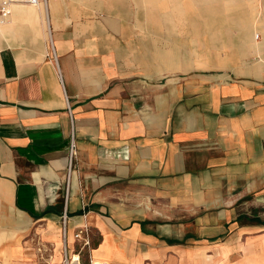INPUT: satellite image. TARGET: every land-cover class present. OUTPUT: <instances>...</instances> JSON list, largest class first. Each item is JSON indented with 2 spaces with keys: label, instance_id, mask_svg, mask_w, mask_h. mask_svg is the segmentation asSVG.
Returning a JSON list of instances; mask_svg holds the SVG:
<instances>
[{
  "label": "crops",
  "instance_id": "crops-1",
  "mask_svg": "<svg viewBox=\"0 0 264 264\" xmlns=\"http://www.w3.org/2000/svg\"><path fill=\"white\" fill-rule=\"evenodd\" d=\"M46 1L0 24V248L39 237L85 264L239 253L223 240L264 227L238 211L264 204V60L245 61L264 59V1L222 20L230 43L159 33L139 11L161 0Z\"/></svg>",
  "mask_w": 264,
  "mask_h": 264
},
{
  "label": "rangeland",
  "instance_id": "rangeland-1",
  "mask_svg": "<svg viewBox=\"0 0 264 264\" xmlns=\"http://www.w3.org/2000/svg\"><path fill=\"white\" fill-rule=\"evenodd\" d=\"M253 1H255V5L259 9L261 1L264 0H161L160 6L154 3H150L151 5L145 3L144 9L139 11V17L145 24H150L152 22V14H158L160 24L159 33L161 34H182L184 30H187L191 26L193 35L197 33L196 30L201 29L208 35L215 33L223 35L226 43H230L228 36L231 34V31H235V28H231L229 25L222 26V20L231 13H239L240 17H242L246 7H253ZM212 2L223 3L225 8L231 7V9L202 10L206 7L211 8V5L207 3ZM260 16H264V11L260 12ZM155 29L149 25L143 26L142 28L139 27V33L152 34ZM207 44L212 46V43ZM143 45L149 51L151 50V43H145ZM175 45L177 46L179 44ZM192 45L194 47L196 44L193 43ZM218 45L222 44L219 43ZM256 56L250 53L249 58L245 59V61L255 63L264 60ZM238 211L240 214L249 215L247 221H243L245 223H264V204H252L248 201L246 204L239 206ZM256 228L255 231L246 232L239 238L234 237L231 239L229 237L223 240V243L228 244L230 248H240L239 253H228L223 259L211 264H264V248H258L260 245L264 246V227L256 226ZM31 245L32 248H17L18 251L14 253H6L4 252V248H0V264H71L76 261V258H74L71 262L66 263L63 248L56 250L51 245L45 244L39 237L33 238ZM41 245L45 248H39ZM192 245H198V243L193 242ZM251 248H256V251H249ZM76 251H81L82 253L79 263L85 264V251H82L81 248H75L73 252Z\"/></svg>",
  "mask_w": 264,
  "mask_h": 264
},
{
  "label": "built area",
  "instance_id": "built-area-1",
  "mask_svg": "<svg viewBox=\"0 0 264 264\" xmlns=\"http://www.w3.org/2000/svg\"><path fill=\"white\" fill-rule=\"evenodd\" d=\"M46 0H0V24L5 22L11 15V6L13 4H27V5H31V6H45L46 5ZM76 158V147H75V143L73 140L70 141V145L68 148V169L69 172L71 171V169L73 168V162ZM75 239L77 241H79L81 243L82 246H88L89 242L87 240L86 237V229L81 228L78 230V232L75 234ZM39 248H45L43 245H41ZM77 256L76 262L77 264H79V256ZM73 259L70 258L69 261L71 262ZM65 262H68L67 259H65ZM90 264H96L94 262L90 261ZM97 264H108L105 262L102 263H97Z\"/></svg>",
  "mask_w": 264,
  "mask_h": 264
},
{
  "label": "bare ground",
  "instance_id": "bare-ground-1",
  "mask_svg": "<svg viewBox=\"0 0 264 264\" xmlns=\"http://www.w3.org/2000/svg\"><path fill=\"white\" fill-rule=\"evenodd\" d=\"M74 258H76L77 259V256H73V259L72 260H74ZM68 262H70L69 260H68ZM67 263V262H66ZM94 263H98L97 261H94ZM76 264H77V262H76Z\"/></svg>",
  "mask_w": 264,
  "mask_h": 264
}]
</instances>
